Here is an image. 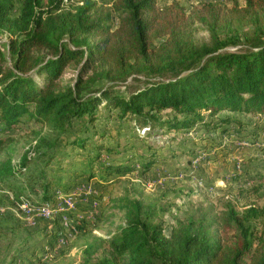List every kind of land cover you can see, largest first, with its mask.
I'll use <instances>...</instances> for the list:
<instances>
[{
  "label": "trees",
  "instance_id": "obj_1",
  "mask_svg": "<svg viewBox=\"0 0 264 264\" xmlns=\"http://www.w3.org/2000/svg\"><path fill=\"white\" fill-rule=\"evenodd\" d=\"M74 1L21 0L14 16L13 0H0V28L9 32L13 53L8 64L0 51V151L23 120L64 127L74 117H102L105 127L98 133L104 136L115 110L134 129L148 127L142 136L153 149L161 144L150 136L164 127L187 133L197 123L209 129L226 124L225 131L231 122L244 124L240 114H264V0L205 1L188 9L175 0L165 6L159 0ZM197 25L206 36L197 38ZM74 61L73 82L62 84L58 77ZM41 73L39 83L35 74ZM100 79L107 83L96 86ZM103 99L108 112L97 114ZM67 142L78 147L75 153L85 162L78 160L75 170L86 178L95 175L92 166L103 149L124 153L128 146L91 142L87 135ZM52 153L34 178L42 200L54 196L53 184L69 187L62 173L76 164L70 150L50 172ZM132 161L146 171L154 153ZM135 167L107 161L100 164V181ZM115 199L120 222L106 235H93L78 264H264V203L201 206L175 216L167 233L141 197L125 193ZM84 225V218L75 223L78 229Z\"/></svg>",
  "mask_w": 264,
  "mask_h": 264
},
{
  "label": "rangeland",
  "instance_id": "obj_2",
  "mask_svg": "<svg viewBox=\"0 0 264 264\" xmlns=\"http://www.w3.org/2000/svg\"><path fill=\"white\" fill-rule=\"evenodd\" d=\"M171 1L159 0V4L165 6ZM175 1L186 9L205 1L232 2ZM74 2L80 4L82 0ZM109 4L105 3L107 7ZM20 8L21 0H13L11 14L18 15ZM197 27V38L207 35L202 26ZM9 36L7 30L0 28V51L8 64L13 59L8 48ZM76 72L77 62L74 61L64 67L57 80L71 84ZM43 77V73L35 74L39 83L43 82ZM106 83L105 79H100L95 85ZM115 88L125 92L122 85ZM103 103L104 99L96 107L97 114L108 112ZM115 112L112 111L106 123L104 136H100L98 131L105 127V118L90 122L86 115L74 117L64 127L23 120L17 129L11 131L13 140L0 151V264H78L85 243L93 235H106L120 222L122 211L115 206V198L125 193L141 197L150 204L155 217L164 222L167 233L175 216H184L201 206L219 210L226 200L237 208L250 203H264V114H240L244 124L231 122L225 131L221 128L226 124L209 129L197 123V127L187 133L164 127L161 133L151 134L150 139L157 138L161 144L151 149L146 145L148 139L142 136L148 127L134 129L129 120L117 118ZM215 117L206 116L208 119ZM75 135H87L91 142L128 146L124 153L103 149L92 166L95 175L86 178L75 170L81 165L77 161H84L75 153L78 147L65 143ZM242 138H247L250 143L238 144ZM85 148L90 150L91 147L87 144ZM70 150L76 164L74 168L73 165L67 167L68 171L62 173L61 179L69 187L53 184L52 188L56 189L54 196L42 200L43 191L35 184L34 180H38L34 179L35 174L46 165L44 161L52 152L55 158L46 169L55 172L57 158H65ZM150 153H154V161L146 171L142 170L139 161H132L148 157ZM107 161L130 162L136 167L119 173L113 181L103 183L99 168ZM180 171L184 173L178 177ZM61 194L72 196L74 204L50 214L40 211V206L55 201ZM70 218L75 220L71 222ZM79 218L86 222L81 229L75 226ZM55 234L57 238L50 246L49 241Z\"/></svg>",
  "mask_w": 264,
  "mask_h": 264
},
{
  "label": "built area",
  "instance_id": "obj_3",
  "mask_svg": "<svg viewBox=\"0 0 264 264\" xmlns=\"http://www.w3.org/2000/svg\"><path fill=\"white\" fill-rule=\"evenodd\" d=\"M250 142L247 138H242L238 141V144L242 145H248ZM182 171L177 173V176L180 177L182 175ZM74 204V198L72 196H65V195H59V197L53 201V202H46L42 206L39 207L40 211H42L44 214H50L53 211L58 210H64L69 208Z\"/></svg>",
  "mask_w": 264,
  "mask_h": 264
}]
</instances>
